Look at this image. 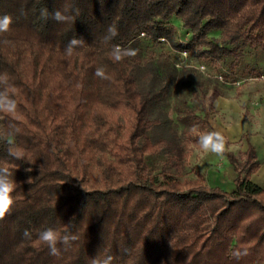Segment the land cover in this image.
<instances>
[{"label": "trees", "instance_id": "16d2710c", "mask_svg": "<svg viewBox=\"0 0 264 264\" xmlns=\"http://www.w3.org/2000/svg\"><path fill=\"white\" fill-rule=\"evenodd\" d=\"M56 10L74 21H55ZM5 14L13 23L0 33V74L11 86L0 92L17 107L0 111V166L18 186L11 213L0 220V264H90L96 255H111L113 264H264V189L252 181L261 167L254 148L237 156L221 136L237 172L234 192L168 171L159 182L150 157L167 156L181 173L193 151L185 155L174 132L157 141L147 136L161 122L150 108L165 103L172 81L158 82L153 68L141 81L133 57H109L112 44L135 48L145 37L199 60L233 57L234 66L247 48L264 52V0H0ZM174 17L190 31L189 42L176 40ZM112 25L118 35L106 43ZM73 37L84 43L66 56ZM98 67L109 79L95 75ZM192 116L204 134L216 133L209 113ZM49 227L79 239L58 244L52 256L38 240ZM235 249L248 255L236 259Z\"/></svg>", "mask_w": 264, "mask_h": 264}, {"label": "rangeland", "instance_id": "374dc122", "mask_svg": "<svg viewBox=\"0 0 264 264\" xmlns=\"http://www.w3.org/2000/svg\"><path fill=\"white\" fill-rule=\"evenodd\" d=\"M169 26L176 31L178 42H189L192 38L190 31L183 27L180 19L172 18ZM211 40L220 41V34L213 32L209 35ZM137 50L136 70L141 81L150 73L153 68L157 71L158 82L162 79L170 78L172 81L170 95L164 104L158 102L152 104L150 108V118H158L161 122L155 125L147 136L157 141L161 138H169L174 132L175 142L180 144L181 151L186 155L188 147L193 151L182 161V172L178 173L172 167L167 156H153L149 158V164L154 177L159 182L162 181V171H168L178 176L180 180H201L207 185H213L216 174L225 172L223 166L225 156L204 150L197 146L199 139L205 133L204 125L195 120L192 116L210 115V122L216 127L220 135L226 126H230L233 121L238 120V115L231 112L218 111L210 102L209 96L218 91L222 95L233 96L234 98H246L244 101L241 119H247L253 123L264 119L262 112L264 109V78L252 79L256 76L252 67L259 63L264 67V52L258 49L247 48L244 57L236 65H232L233 57H225L220 60H199L189 53L176 52L171 50L168 43L153 46L148 38H142L135 46ZM179 69H178V68ZM187 67V68H186ZM184 68V69H182ZM204 69L201 71V69ZM251 69V70H250ZM245 96V97H244ZM261 97V99H260ZM154 108L157 111H154ZM167 112L168 123L163 118V113ZM196 140V142H194ZM227 149L239 156L242 144L232 143L226 145Z\"/></svg>", "mask_w": 264, "mask_h": 264}, {"label": "clouds", "instance_id": "9594fccd", "mask_svg": "<svg viewBox=\"0 0 264 264\" xmlns=\"http://www.w3.org/2000/svg\"><path fill=\"white\" fill-rule=\"evenodd\" d=\"M50 13L48 9L41 10V16L47 19ZM51 18L60 23H70L74 21V17L64 14L60 10H56L51 13ZM13 23V18L10 15H0V33L9 31L10 26ZM118 35V29L116 26H109L106 30V34L103 37V41L106 43L111 42ZM5 43H9L5 41ZM84 43L82 38L73 37L65 46L64 52L66 56H71L76 48L80 47ZM137 54V50L133 48H124L118 44H112L110 47L109 57L113 62H122L125 58L134 57ZM204 69L202 68L201 71ZM95 75L101 79H109L103 67H98L95 71ZM10 77L5 72L0 74V85H9ZM16 101L14 96L7 92H0V111L13 113L16 111ZM200 146L212 153L222 154L225 150V144L223 138L218 133L204 134L199 139ZM9 154L15 159H22L23 153L19 150H10ZM27 171H29L27 169ZM27 182H30V178ZM18 184L14 180V174L8 167L0 166V220H3L6 215L10 214L15 204V192ZM74 219V218H73ZM71 224V223H70ZM25 238L30 239L31 233L25 230L23 233ZM79 239L78 235L73 233L70 229H67L64 234H61L56 229L51 227L40 231L38 234V240L49 249V254L52 256H58L60 250L57 247L58 244L63 245L65 248L71 246V244ZM242 255H248V250L235 249L232 251V256L239 259ZM90 264H113V257L111 255H96L91 258Z\"/></svg>", "mask_w": 264, "mask_h": 264}, {"label": "crops", "instance_id": "0c3cea01", "mask_svg": "<svg viewBox=\"0 0 264 264\" xmlns=\"http://www.w3.org/2000/svg\"><path fill=\"white\" fill-rule=\"evenodd\" d=\"M255 64L256 65L252 67V72L256 74V76L252 79H259L258 76L264 78V67H262L263 65L259 63ZM245 96L246 98L244 99H237L233 96L221 94L218 99L214 102L213 106L218 111L231 112L233 114L238 115V120L233 121L230 126H226L220 136L226 138L227 142L229 143L228 145L232 143L242 144V148L240 149L239 155L242 152H246L250 146L254 148L257 154V158L261 163V167L259 171L252 176V181L259 185L262 189H264V119L256 123H253L247 119H241L240 113L245 111L243 109L244 101H247L248 99L247 95ZM261 108L264 109V105ZM261 112L263 113L262 116L264 117V111ZM211 125L217 133L216 127L212 123ZM225 163L227 164L223 166V168L225 172L227 171V173L216 174L213 180V185L211 186L220 187L223 190L231 193L236 191L235 179L237 178V172L226 156Z\"/></svg>", "mask_w": 264, "mask_h": 264}, {"label": "built area", "instance_id": "2783aa9c", "mask_svg": "<svg viewBox=\"0 0 264 264\" xmlns=\"http://www.w3.org/2000/svg\"><path fill=\"white\" fill-rule=\"evenodd\" d=\"M163 40V39H162Z\"/></svg>", "mask_w": 264, "mask_h": 264}]
</instances>
